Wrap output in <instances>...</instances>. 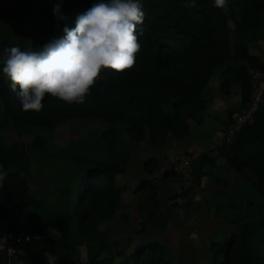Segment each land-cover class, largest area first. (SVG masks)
I'll use <instances>...</instances> for the list:
<instances>
[{"label":"trees","instance_id":"1","mask_svg":"<svg viewBox=\"0 0 264 264\" xmlns=\"http://www.w3.org/2000/svg\"><path fill=\"white\" fill-rule=\"evenodd\" d=\"M35 1V7L50 24L52 33L49 38L34 36L29 45L33 50L62 35L65 26L74 28L77 16L96 2L61 0L60 13L67 19L57 20L44 4L45 0H27L24 6L9 9L15 13L12 30L22 32L27 11ZM191 2L142 0L145 17L143 24L137 26L140 51L135 66L123 73L105 70L84 104L69 105L46 96L42 111L25 112L4 79L0 64V165L8 173L0 187V216L9 221V231L13 234L12 244L16 249L13 259L22 264H47L43 254L48 252L58 258L57 264H172V253L157 241L135 243L118 263L106 257L97 259V256L83 263L75 254V245L95 240L99 236L98 224L109 218L119 205L121 189L115 176L125 172L131 156L128 144L119 133L120 126L130 140L145 142L150 147L163 146L168 134L178 139L188 138L194 134L193 126H202L208 115L204 92L210 77L222 66L219 90L229 96L231 86L238 84L241 107L250 99L248 69L263 68L264 63L258 55L249 52L247 43L264 39V0H229L233 31L229 27L230 15L214 7L213 0H194V7L187 6ZM229 55L241 63L224 65ZM68 118H101L107 123L103 130L86 138L70 140L57 154L82 163L73 203L74 232L70 241L49 235V229L64 234L70 228L69 222L58 212L50 211L39 219L30 212V209L42 208L44 203L28 193L26 145L10 135L13 132L20 139L30 132L34 135L32 145L43 148L44 137L34 134L35 130L50 132L57 123ZM216 149L234 172L242 174L247 170L251 174L248 187L264 201V105L252 121L239 127L231 143ZM97 153L105 157H98ZM216 158L207 152L200 154L194 163L197 164V183L206 174L204 167L214 164ZM157 166L154 156H147L142 162V169L148 175H152ZM162 175L167 178L173 172L166 169ZM145 188L150 189L145 195H156L153 179H140L134 192ZM160 203L156 201L155 205ZM247 204L252 206L254 201L249 199ZM153 216L154 211L148 212L139 232ZM259 225L264 232L262 208ZM256 234L254 225L245 222L237 232L226 235L222 241H214L209 264H264V239L259 254L250 247ZM98 241H103L101 249L107 244L104 236Z\"/></svg>","mask_w":264,"mask_h":264},{"label":"rangeland","instance_id":"2","mask_svg":"<svg viewBox=\"0 0 264 264\" xmlns=\"http://www.w3.org/2000/svg\"><path fill=\"white\" fill-rule=\"evenodd\" d=\"M26 2L27 0H0L2 55L5 47L19 46L23 50L29 47L34 36L46 38L51 36L52 28L41 17L40 9L35 7L36 1L27 11L28 17L22 27V32L12 30L15 13L9 9L22 7ZM60 2L61 0H45L44 4L53 11L55 5L60 4L61 7ZM226 13L230 15L229 27L233 31L232 13L230 10ZM256 52L264 58L262 50ZM224 63V65L235 66L241 61L229 55ZM223 68V66L217 68L210 77L204 96L207 98L208 111L205 121L223 118L218 121V124L225 127L231 123L232 114L240 110V105H233L237 100L235 98L237 93L234 89L237 90L236 85L239 88L238 84L231 86L230 95L233 94L231 97L233 102L229 100V105L225 101L230 95L225 96L219 90ZM216 89L222 94L219 98L215 96ZM223 109L221 115L225 117L218 115V110ZM106 126V121L101 118H68L57 123L50 132L36 129L34 134L44 137L43 148H35L32 145L34 135L30 132L24 133L20 139L13 132L10 133L15 140H22L26 145L29 161L28 193L44 203L42 208L30 209V212L37 219L44 217L50 211L58 212L61 218L70 224V228L64 234L56 229H49L51 237L68 241L72 239L74 232L73 203L77 182L82 173L80 171L82 163L78 164L71 159H64L57 154L61 148L68 146L70 140L86 138L92 133L103 130ZM193 127L192 133L203 134L205 139L210 140L206 148L193 152L200 154L207 152L217 157L214 164L204 167L206 174L202 175L198 183L196 180L197 164H194L196 161L193 162L191 171L187 175H179L174 170L175 164L186 154L166 168L157 167L152 175L145 174L141 162L147 157L148 151L140 148L142 142L130 140L120 126L119 133L125 139L131 153L127 162L129 163L127 172L125 170L117 179L121 189L120 202L114 213L98 224L99 236L95 240L75 245V254L81 262L88 263L97 256V259L106 257L113 263H118L130 253L135 243L157 241L172 253V264H209L212 257L211 243L222 241L226 235L237 232L245 222L252 223L257 230L255 241L250 247L252 252L260 253L264 232L259 222L261 208L264 211V204H262L264 201L261 196L252 193L248 187L252 179L251 174L247 170L242 174H237L227 165L225 158L219 155L216 147L220 145L214 136L217 128L211 134L210 131L202 130L201 126L194 125ZM210 134L215 138L216 145L213 147ZM96 155L105 157L99 153ZM142 155L146 157L140 160ZM166 169H170L173 175L164 178L162 172ZM143 178L153 179V184H156L155 196L145 195L150 192L148 188L138 193L134 192L138 181ZM173 195L179 196L173 199L168 198ZM249 199L254 201L252 206L247 204ZM156 201H161L159 206L155 205ZM150 211H154L153 218L147 220L144 230L139 232L142 221L147 218ZM102 236L106 238L107 244L101 249L100 245L103 241H98V239ZM12 264H21V262L15 260Z\"/></svg>","mask_w":264,"mask_h":264},{"label":"clouds","instance_id":"3","mask_svg":"<svg viewBox=\"0 0 264 264\" xmlns=\"http://www.w3.org/2000/svg\"><path fill=\"white\" fill-rule=\"evenodd\" d=\"M213 4L229 10V0H213ZM187 6L194 7V0ZM53 14L57 20L67 19L60 13V4L54 6ZM144 17L142 0H96L77 16L74 28L65 26L62 35L38 50L5 47L0 56L2 75L22 110L42 111L46 96L69 105L84 104L105 70H131L140 51L137 26ZM2 169L0 165V187L8 175ZM43 257L47 264H57L52 253Z\"/></svg>","mask_w":264,"mask_h":264},{"label":"built area","instance_id":"4","mask_svg":"<svg viewBox=\"0 0 264 264\" xmlns=\"http://www.w3.org/2000/svg\"><path fill=\"white\" fill-rule=\"evenodd\" d=\"M251 84L250 99L231 116V123L214 131L218 144L231 143L239 127L248 124L254 118L257 111L264 105V68L250 67L248 69ZM200 153L191 152L184 155L174 166L179 175H187L194 161L199 159ZM13 234L9 231V221L0 216V252L10 262L16 255V249L12 244Z\"/></svg>","mask_w":264,"mask_h":264},{"label":"crops","instance_id":"5","mask_svg":"<svg viewBox=\"0 0 264 264\" xmlns=\"http://www.w3.org/2000/svg\"><path fill=\"white\" fill-rule=\"evenodd\" d=\"M247 45H248L249 52L252 54L258 55L256 52L257 50L258 51L262 50L264 52V39L248 41ZM259 58H260L261 62L264 63V58H262L261 56H259ZM235 88H237V90L234 89V91H236V93H237L235 95V98L238 101L235 99L236 101H234L233 105L235 106L237 104L236 106L240 105V107H241L240 88H238L237 85L235 86ZM234 91H232V93ZM221 95H222L221 92L218 89H216V94H215L216 98L221 97ZM231 97H233V94L230 95L226 99L227 100V101H225L226 104L228 103V105H229V100L231 101V103L233 102V98H231ZM220 109H222V108H220ZM218 111H219L218 115H221V113L223 114L224 109L218 110ZM221 117H225V115H221ZM220 119H223V118H219V119H216L214 121L213 120H208V121L206 120V121H204V125H202L200 128H202V130L210 131V133L212 134L214 129L223 127L222 125L218 124L219 123L218 121ZM219 125H220V127H218ZM211 134H210V136H211ZM203 136H204L203 134H196V135L192 134L188 138L178 139V138L174 137L172 134H168L166 141H165L163 146H161V147H150L145 142H143L141 144L140 148L148 151L147 156H154L155 158H157V160H158V166L157 167L166 168V167L170 166L172 163H174L176 160H178L181 156L186 154V152H193V151H198V150L200 151V150L206 148L207 145L209 144L210 140L208 138L205 139ZM211 138L213 139V141H211V145L213 147L216 145L215 140H214L215 138L213 136H211ZM145 157L146 156L143 157V155H142L139 159L143 160ZM128 164L126 167V172L128 170V167H129ZM141 167H142V162H141ZM143 172H144V170H143ZM144 173L147 174L146 172H144ZM119 175H122V174H117L115 176V180H116L117 185H118L117 179H118ZM13 261H15V259H12L9 262L6 258V256L0 252V264H12Z\"/></svg>","mask_w":264,"mask_h":264}]
</instances>
